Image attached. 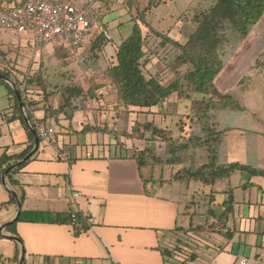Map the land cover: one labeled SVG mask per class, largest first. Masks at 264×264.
<instances>
[{
	"label": "crops",
	"instance_id": "0c3cea01",
	"mask_svg": "<svg viewBox=\"0 0 264 264\" xmlns=\"http://www.w3.org/2000/svg\"><path fill=\"white\" fill-rule=\"evenodd\" d=\"M72 1L75 4L77 0ZM167 1L174 0L163 3ZM81 2L80 7L91 8V3ZM12 34L0 31V70L13 67L12 74L19 80L38 72L45 79L39 71L42 61L39 68L33 69L32 60L27 64L20 57H23L22 48L34 55L35 51L48 47L52 51L51 45L42 48L28 44L26 48L14 44L13 40L17 41L20 34ZM87 42L82 48L89 46ZM117 46L114 45L115 50ZM260 65L254 71V79L250 75L244 87L235 80L232 84L227 82L230 75L224 76L223 67L214 81L216 85V80L223 76L225 79L217 84L218 89L229 94L241 108L220 110L215 116L214 124L225 131L216 148L221 163L238 162L264 170V111L263 105L253 98L259 88L255 80L261 76L264 83L263 60ZM102 93L100 90L98 95ZM256 95L263 97L261 93ZM27 101L35 105L30 109L31 120L35 124L44 120L42 124L55 132L54 142L47 144L40 140L34 156L12 174L15 185L9 183L7 176L3 185L5 171L0 174V260L11 259L18 252L20 261L22 247L23 264H111L112 260L119 264H240L242 260L246 264H264V177L234 172L228 179L211 185L209 193H200L199 188L191 189L192 183L168 182L170 174L164 178L165 167L161 165L139 170L131 153L133 149H142L143 141L114 138L103 132L79 134L85 125L100 123V117L92 116L90 109L77 111L69 121L50 110L45 112L49 105L56 108L52 101L45 104L35 95L26 96ZM154 108L141 111L152 113ZM255 114L260 115L255 117ZM232 131L240 133L223 139ZM28 144L27 131L18 120L13 99L0 84V158L19 155ZM20 162L12 164L11 170ZM161 179L166 183L160 184ZM145 181H149L146 186ZM246 183H252L253 187L243 188ZM229 188L235 206L226 230L221 234L188 232L190 224L192 227L200 224L199 219L212 223L211 216L205 214L221 212L219 205ZM75 192L81 195L71 200ZM10 193L18 201L23 195L20 210L59 214L69 216L70 220L76 214L78 224L14 223L17 201L15 205L8 204ZM206 196L207 201L203 202L201 198ZM219 196L221 201L217 199ZM85 215L92 218V223L87 222ZM9 222L12 223L1 231ZM162 249L169 253L163 255Z\"/></svg>",
	"mask_w": 264,
	"mask_h": 264
},
{
	"label": "trees",
	"instance_id": "16d2710c",
	"mask_svg": "<svg viewBox=\"0 0 264 264\" xmlns=\"http://www.w3.org/2000/svg\"><path fill=\"white\" fill-rule=\"evenodd\" d=\"M166 0H149L144 8H140L139 0H122V4L128 9L133 10V25L130 34L124 38L117 46L115 51V64L105 70V77L115 87L118 102L125 109L149 110L153 107L161 105L169 100L171 96L176 95L180 99L182 93L184 98L189 100L192 95H201L200 101H193V111L195 116L202 125V135H189L187 138L173 139L172 132L165 128H161L153 122H139L134 120L129 130L121 133L112 129H99V126L85 125L79 134H87L93 132H103L112 135L114 138L123 137L125 140L143 141L142 149H133L131 158L135 162L137 168L154 166L158 164L164 165H180L181 159L179 153L189 149H203L207 153V159L204 163L197 165L191 159L188 166H184L171 174L168 182L189 184L197 183L201 186H211L217 181L228 179L232 173L240 172L249 177H264V170L253 168L249 165L233 163H221L217 156V145L221 141L224 132L216 126L208 122V112L220 103L223 109H241L238 103L229 95L222 94L215 86L214 79L221 71L223 63L220 57V49L224 44L225 31L231 30L237 37H245L249 30L259 23L264 15V0H214L213 5L207 12L195 14L192 23L196 26L194 32L189 36L185 44L174 40L167 33L156 30L147 20V13ZM6 0H0V8ZM10 2V1H9ZM23 0L14 2L12 6H20ZM8 6V7H12ZM143 29L145 35H143ZM154 36L159 39L163 45H171L179 50L180 54L171 63L173 69H178L185 65H189L182 79H177L168 85L162 84L156 77L147 78L143 73V65L148 62L145 60L146 37ZM109 43V38L102 28L97 36H91L88 39V54L93 59L99 52H102L103 46ZM65 51L63 57V65L66 66L70 56ZM13 70V67L11 68ZM9 68L0 70V75L4 76L8 82L0 79V84L6 87L13 99V107L18 114V120L21 122L28 136L27 148L16 156L2 155L0 158V174L7 170L12 164L22 162L29 154L34 145V138L27 123L34 128L35 122L31 120L30 109L33 104L26 102V96L20 86H24L26 93L28 88L36 86L40 91H45V79L38 72L33 75H24L22 79H18L13 71ZM181 80L185 84H181ZM12 86L19 92L22 108L24 113L20 111ZM102 89V86H90L84 90L82 87L68 83L57 89L56 96L58 106L53 109L56 116H63L66 120H71L74 114L79 111L73 102L79 98H89L96 100V94ZM51 111L50 108L45 112ZM25 116L26 119L25 120ZM44 120L41 121L43 123ZM148 135V136H147ZM153 140H158L166 144L165 160L157 156L156 146ZM150 141H153L150 143ZM40 143V139H38ZM34 155H32L33 157ZM27 161L17 165L13 170L8 172L7 178L10 184L15 185L12 180V174L16 173ZM149 181L144 182V186ZM166 181L160 180V184ZM253 187L252 183H246L243 188ZM225 194L224 201L219 205L221 212L212 213V223L202 224L192 227L190 224L188 232L197 234H221L226 230L228 217L234 212L233 191L229 188ZM211 197V195H210ZM23 195L19 196V202L23 201ZM8 204L15 205L16 200L10 196ZM23 221L29 223H55L62 224L70 222L69 216L52 214L46 212L23 211L14 221ZM228 237V235H227ZM163 255L169 252L165 249L160 250ZM18 252L11 259L0 260V264H18Z\"/></svg>",
	"mask_w": 264,
	"mask_h": 264
},
{
	"label": "rangeland",
	"instance_id": "374dc122",
	"mask_svg": "<svg viewBox=\"0 0 264 264\" xmlns=\"http://www.w3.org/2000/svg\"><path fill=\"white\" fill-rule=\"evenodd\" d=\"M6 1L7 2L1 4L2 7L12 6L14 2H19L20 0ZM81 1L91 3V8L89 7V9L92 15H94L91 30L92 35L97 36L103 28L109 38L108 45L93 59H91L88 54V47L81 48L75 56L69 57L70 60L66 66H63L62 62L65 48L59 42L51 44L52 51H50V47H48L49 49L35 51L34 55L29 50L22 48L21 54L23 57H20V60L27 62V64L32 60L35 63L33 69L39 68V63L42 61L39 71L42 72L45 77V91L39 94L26 93L24 86L21 85L20 89L23 91L24 96L35 95L45 104H49L52 101V104L57 108L58 102L56 92L58 88L68 83H74L84 90L89 89L90 86L100 85L102 86L101 90L103 93L100 95L97 93L96 100L79 98L73 102V105L76 106L78 110L90 109L89 111H93L92 114L90 113L92 116L97 115L100 117V119H98V121L100 120L99 125H95L99 126V129H112L117 133H121L129 130L134 120L137 119L139 122L152 121L153 123L155 122L156 124L162 125L161 128H165L172 132V137L175 140L183 137L187 138L189 135L201 136L202 125L195 116V111H193L194 107L192 105L193 101H200L202 99L201 95H192L189 100L184 98L183 93L180 99H178L176 95H173L169 100L155 107V111L152 113L149 111L125 109L122 104L118 102L115 87L107 80L104 74L107 68L115 64L116 50L114 45H119L120 42L130 34L133 25L134 11L128 10L122 4V0H77L75 5L80 7ZM148 1L149 0H139L140 8L145 7ZM213 3L214 0L167 1L166 3H161L157 8L152 9L151 12L147 14V19L156 30L167 33L174 40L181 44H185L196 27L192 23L193 16L201 12H207ZM197 5L198 7L195 9L194 7ZM3 33L12 34L10 32ZM143 35H145L144 29ZM18 36L19 38L16 39L17 41L13 40L14 44H22V46L26 48L28 44H30L31 47L35 45L34 37L31 34L25 33ZM43 47L44 46H42V48ZM4 50L7 51L6 47ZM145 52V60H147L148 63L142 67L144 75L147 78L156 77L164 85H168L174 80L182 79L187 70L191 69L189 65L173 69L171 63L180 54L179 50L169 44H161L160 40L154 36L146 37ZM220 57L225 72L224 76L228 75V73L230 75L229 78L226 77V81L230 84L235 80V83H238V85L244 84V87L250 75H252L254 79V71L259 70L261 61H264V15L259 23L249 30L245 37H237L236 34L227 29L225 31L224 44L220 49ZM10 58H12L11 55ZM263 75L264 73H262V76ZM224 79L225 78L221 76L216 80L217 84H222ZM261 80H263L261 76L255 80L259 88L255 95H253V98L256 103L260 102V105H263L264 111V90H261V87H264V83L261 82ZM181 84H185V82L181 80ZM217 84L215 86L218 89ZM28 90L40 91V88L31 86ZM257 93H261L263 97L256 95ZM33 106L35 105L33 104ZM49 108L54 112L51 105H49ZM220 110L227 109H223L221 104L216 101L215 106L208 112V122L210 124L216 126L214 124L215 116H217V111ZM259 115L260 114H255L254 116L259 117ZM239 133V131H232V133L227 132L223 139L233 138ZM153 141L156 142L151 143ZM153 141H150V143L156 146L157 156L162 159L161 161L165 160V158H167L165 156L166 144L158 140ZM179 157L181 159L180 165L170 166L158 164L159 166H163V168L165 167L163 171L164 178L168 177L169 174L171 176V174L178 169L188 166L191 159H193L197 165L204 163L207 159V153L203 149H189L179 153ZM190 186L192 190L194 188H199L200 193H209L211 190V186H201L197 183H192ZM202 198H205V200ZM202 198L201 200L203 202L207 201V196ZM217 199L221 201L222 197L219 196ZM196 205L203 208L205 206L202 203H196ZM205 216L208 217L211 215L208 213L205 214ZM199 220V225L205 223L203 219ZM218 236L219 235L215 237Z\"/></svg>",
	"mask_w": 264,
	"mask_h": 264
},
{
	"label": "built area",
	"instance_id": "2783aa9c",
	"mask_svg": "<svg viewBox=\"0 0 264 264\" xmlns=\"http://www.w3.org/2000/svg\"><path fill=\"white\" fill-rule=\"evenodd\" d=\"M93 15L87 7H78L72 0H23L20 6L0 8V31L14 34H31L35 46L61 43L70 54H76L91 36ZM39 139L47 144L54 142L55 132L42 123L34 125ZM81 195L72 193L71 200ZM88 223L92 218L83 216ZM79 217L71 215V225ZM111 264H119L112 260ZM240 264H246L244 260Z\"/></svg>",
	"mask_w": 264,
	"mask_h": 264
},
{
	"label": "water",
	"instance_id": "95a60500",
	"mask_svg": "<svg viewBox=\"0 0 264 264\" xmlns=\"http://www.w3.org/2000/svg\"><path fill=\"white\" fill-rule=\"evenodd\" d=\"M0 79L1 80H3V81H5V82H8V80L4 77V76H2V75H0ZM11 87H12V89H13V92H14V95H15V97H16V100H17V103H18V105H19V108H20V110H21V112L22 113H24V109L22 108V103H21V99H20V95H19V92L17 91V89L14 87V86H12L11 85ZM25 120H27L26 119V116H25ZM27 125H28V127L30 128V131H31V133H32V135H33V138H34V145H33V148H32V150L29 152V154L22 160V162H25V161H27L35 152H36V150H37V148H38V137H37V135H36V133H35V131H34V129L30 126V124L29 123H27ZM22 162H20V163H22ZM19 163V164H20ZM19 164H17V165H19ZM14 166H12V167H9L7 170H5V172L3 173V175H2V182H3V185H5V178H6V176H7V173L13 168ZM12 196H14L15 197V199H16V201H17V216H16V218L18 217V215H19V212H20V202L18 201V199H17V197H16V195L14 194V193H10ZM13 222V221H12ZM12 222H9V223H7V224H5L2 228H1V231H3L6 227H8ZM13 240H15V241H17L19 244H21L17 239H14V238H12ZM21 246V245H20ZM20 249H21V258H20V261H19V264H23V261H24V250H23V248L22 247H20Z\"/></svg>",
	"mask_w": 264,
	"mask_h": 264
}]
</instances>
